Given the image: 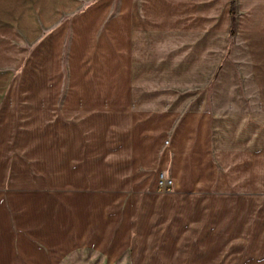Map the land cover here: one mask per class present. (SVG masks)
Instances as JSON below:
<instances>
[{
  "label": "crops",
  "instance_id": "0c3cea01",
  "mask_svg": "<svg viewBox=\"0 0 264 264\" xmlns=\"http://www.w3.org/2000/svg\"><path fill=\"white\" fill-rule=\"evenodd\" d=\"M223 2L207 11L227 23ZM56 4L0 0V264H264V0L236 7L240 76L255 91L256 112L235 119L206 108V98L169 109L132 95V57L121 53L129 49V25L186 24L162 18L166 8L156 0H142L135 14L132 0H122L108 21L113 0H92L77 13L84 24L66 55L71 75L59 118L66 27L49 30L28 54L25 39L40 36V18L18 12L55 14ZM215 16L204 22L216 25ZM79 34L114 45L108 85L102 67L97 87L84 75ZM61 133L63 145L79 149H62ZM94 169L102 180L93 181ZM162 173L170 191L158 190Z\"/></svg>",
  "mask_w": 264,
  "mask_h": 264
},
{
  "label": "rangeland",
  "instance_id": "374dc122",
  "mask_svg": "<svg viewBox=\"0 0 264 264\" xmlns=\"http://www.w3.org/2000/svg\"><path fill=\"white\" fill-rule=\"evenodd\" d=\"M24 1L27 3L30 0ZM56 1L55 14L44 13L41 9L33 10L28 8L21 9L18 12L21 17L28 16L32 18L31 12L34 13L35 11L36 16L40 18V23L38 24L40 36H29L28 39H25V47L28 54L44 41L49 30L53 29L55 31L56 29L59 31L60 28L66 27L65 40L62 39L61 43L62 55L61 58H58L63 71L61 74L63 83L60 90H58L57 100L58 117L60 118L64 112L65 97L68 94L67 85L71 75L66 55L71 51L72 38L80 31L77 28L78 25L81 24L80 27H82V24H84V21H76V17L80 16L77 13L92 0ZM161 1V5L166 8L164 15L161 16L162 18H174L176 19L175 21L185 22L186 24L150 26L146 24L140 25L136 21L135 24L129 25V49L127 48L124 51L121 49V53L128 55V58L129 56L132 57L131 65L133 67L134 85L131 87V89L133 88L131 90L132 95L136 98L158 100L166 104L164 108L169 109H182L184 104L181 105V103H185L184 108L191 109L193 104L190 100L193 97L196 99L206 98V108L221 111L223 115L228 113L224 118L230 116L232 117L231 119H235L237 114L241 113L247 115L255 114V91L251 88L249 82L242 81L240 76V63L244 58L242 46L236 42L234 34H228L229 21L226 23L222 19L221 12H217L215 16V12L209 13L207 11L209 8L222 10L224 0H181L182 2L180 0H156L158 3ZM226 1L229 13L230 0ZM120 3H122V0H113V6L107 16V21L117 16ZM152 3H155V0H152ZM237 3L238 0H236V7ZM132 4L134 6V14L140 12L142 0H132ZM90 12L87 13V19L90 18ZM212 16L217 17V22H219L216 25L206 24L204 22L205 19H209ZM45 19L50 21L54 19L55 22L46 24L49 22L44 21ZM188 22L189 24H187ZM106 23L99 27L98 35H102L104 31L107 32ZM25 28L28 31V26ZM111 33L114 34V32ZM99 39L96 38L93 43L91 39H87V36L85 37L81 34L74 41L75 44L77 40V51L79 53L83 52V56L85 54L84 57L88 63V72L84 75H87V80L90 82V79L94 78L93 85L95 87H97L98 67H102L105 70V85L109 84L106 78L111 81V74L115 69L113 67L114 58L109 57V55H113L114 45L106 46V43L99 41ZM131 43L133 45L130 50ZM119 45L120 42L115 38V47H119ZM237 51L238 55H235ZM79 64L78 67L82 68L81 63ZM24 66L22 65V67ZM125 73L124 69L121 79ZM80 74H76L78 80H80ZM129 77H131V74H129ZM192 79L200 80V84H197L199 87L190 84L193 82ZM76 90L79 95L82 94L84 88L81 80ZM128 92L130 91L128 90ZM105 96L103 97L105 98ZM87 97L92 100L93 94H89ZM107 108V106H104V109ZM103 123V121L100 123V119L99 122L96 120L86 121V124L90 126ZM260 129L262 128L260 127ZM261 132L264 135V130H261ZM93 136L96 139L97 134ZM58 138L60 144L64 143L63 133L59 134ZM63 143L62 147L64 148L62 149H79L76 143L67 144V146L63 145ZM94 145L96 146V144ZM93 172L94 174H92L91 178L94 182L103 179V176H100L98 171L96 173V169ZM79 185L78 181H73V187ZM170 188L171 184L167 190H163L158 186L159 191H170ZM73 192L78 191L74 190Z\"/></svg>",
  "mask_w": 264,
  "mask_h": 264
},
{
  "label": "trees",
  "instance_id": "16d2710c",
  "mask_svg": "<svg viewBox=\"0 0 264 264\" xmlns=\"http://www.w3.org/2000/svg\"><path fill=\"white\" fill-rule=\"evenodd\" d=\"M236 0H230L229 2V29L228 34L233 35L236 27Z\"/></svg>",
  "mask_w": 264,
  "mask_h": 264
},
{
  "label": "built area",
  "instance_id": "2783aa9c",
  "mask_svg": "<svg viewBox=\"0 0 264 264\" xmlns=\"http://www.w3.org/2000/svg\"><path fill=\"white\" fill-rule=\"evenodd\" d=\"M170 184H171V181L168 178H166L163 173L160 174L159 181H158L159 188L163 190H167Z\"/></svg>",
  "mask_w": 264,
  "mask_h": 264
}]
</instances>
